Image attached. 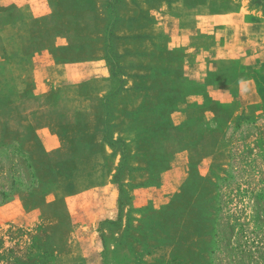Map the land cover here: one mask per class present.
<instances>
[{
  "label": "rangeland",
  "instance_id": "rangeland-1",
  "mask_svg": "<svg viewBox=\"0 0 264 264\" xmlns=\"http://www.w3.org/2000/svg\"><path fill=\"white\" fill-rule=\"evenodd\" d=\"M144 3L0 0V264H264V100L187 103Z\"/></svg>",
  "mask_w": 264,
  "mask_h": 264
},
{
  "label": "crops",
  "instance_id": "crops-1",
  "mask_svg": "<svg viewBox=\"0 0 264 264\" xmlns=\"http://www.w3.org/2000/svg\"><path fill=\"white\" fill-rule=\"evenodd\" d=\"M141 6L147 11L139 20H126L118 36L141 35L151 49L157 43L183 48L186 57L179 58L178 69L192 85L187 103L213 117L211 103L246 107L264 100V3L145 0Z\"/></svg>",
  "mask_w": 264,
  "mask_h": 264
}]
</instances>
